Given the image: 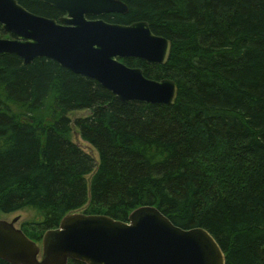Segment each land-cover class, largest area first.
Wrapping results in <instances>:
<instances>
[{
	"label": "trees",
	"instance_id": "obj_1",
	"mask_svg": "<svg viewBox=\"0 0 264 264\" xmlns=\"http://www.w3.org/2000/svg\"><path fill=\"white\" fill-rule=\"evenodd\" d=\"M120 1L129 12L103 21L147 22L172 44L163 66L121 61L173 80L176 103H123L47 58L0 57V212L34 210L39 220L20 229L40 243L70 213L127 222L154 206L181 229L207 230L226 264H264V0ZM0 37H10L1 25Z\"/></svg>",
	"mask_w": 264,
	"mask_h": 264
},
{
	"label": "water",
	"instance_id": "obj_2",
	"mask_svg": "<svg viewBox=\"0 0 264 264\" xmlns=\"http://www.w3.org/2000/svg\"><path fill=\"white\" fill-rule=\"evenodd\" d=\"M60 10L58 20L40 17L18 0H0V57L15 55L24 64L47 58L98 82L123 103L174 105L178 87L171 79L152 80L122 59L165 65L171 41L152 33L147 22L110 24L108 14L126 15L120 0H35ZM0 220V259L9 264H226L215 238L203 228L177 227L159 208L144 206L127 222L106 215H66L47 231L39 246L16 223Z\"/></svg>",
	"mask_w": 264,
	"mask_h": 264
},
{
	"label": "rangeland",
	"instance_id": "obj_3",
	"mask_svg": "<svg viewBox=\"0 0 264 264\" xmlns=\"http://www.w3.org/2000/svg\"><path fill=\"white\" fill-rule=\"evenodd\" d=\"M87 114L88 113L85 111H79V112L74 113L72 115V118L74 120L75 118L86 116ZM71 136H72V140L75 143L79 144L85 152L92 154L96 159H98L97 153L89 145H87L86 143H84L81 140L80 135H79V133L75 127H73ZM15 218H19L18 222L16 223V227H18V228H20V226L23 222L38 221L39 220V216L37 215V213L34 210H31L29 208L24 209V210H20V211H16V212H13L10 214H4V213L0 212V220L11 222Z\"/></svg>",
	"mask_w": 264,
	"mask_h": 264
},
{
	"label": "bare ground",
	"instance_id": "obj_4",
	"mask_svg": "<svg viewBox=\"0 0 264 264\" xmlns=\"http://www.w3.org/2000/svg\"><path fill=\"white\" fill-rule=\"evenodd\" d=\"M148 65V64H147ZM149 66H151V65H149Z\"/></svg>",
	"mask_w": 264,
	"mask_h": 264
},
{
	"label": "flooded vegetation",
	"instance_id": "obj_5",
	"mask_svg": "<svg viewBox=\"0 0 264 264\" xmlns=\"http://www.w3.org/2000/svg\"><path fill=\"white\" fill-rule=\"evenodd\" d=\"M58 20V19H57ZM70 263V262H69Z\"/></svg>",
	"mask_w": 264,
	"mask_h": 264
}]
</instances>
